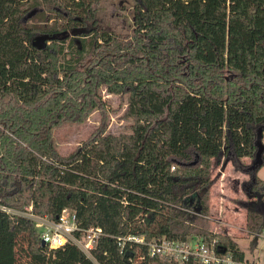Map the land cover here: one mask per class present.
I'll return each instance as SVG.
<instances>
[{"label":"trees","instance_id":"1","mask_svg":"<svg viewBox=\"0 0 264 264\" xmlns=\"http://www.w3.org/2000/svg\"><path fill=\"white\" fill-rule=\"evenodd\" d=\"M99 3L0 0V205L53 221L69 209L81 228L102 230L90 258L71 241L49 248L32 220L0 210V264H202L122 249L130 234L215 241L245 261L210 229L208 202L212 159L244 171L264 125V0H133L132 33L52 38L94 23ZM102 87L125 103L129 132H106ZM95 109L100 125L60 154L52 128ZM257 171L242 182L253 236L264 223Z\"/></svg>","mask_w":264,"mask_h":264},{"label":"rangeland","instance_id":"2","mask_svg":"<svg viewBox=\"0 0 264 264\" xmlns=\"http://www.w3.org/2000/svg\"><path fill=\"white\" fill-rule=\"evenodd\" d=\"M132 8L133 0H100L97 10V20L100 23L99 27L105 31H115L122 34L132 33ZM45 13L50 17L52 16L51 19L46 20L47 24L51 25L55 20L58 21V18L55 19L54 13L50 11H46ZM29 22L36 24L43 23V21L41 22L36 19ZM34 39L38 44L45 41V37L43 36L35 37ZM100 92L106 110L104 114L106 117L104 122L106 124V132L114 134L129 132L128 126L131 120L125 119L122 116L126 105L122 102L121 97L106 92L104 87L100 89ZM100 116V111L95 109L82 121H64L54 126L52 128V137L59 153L66 156L75 151L100 125ZM224 159L223 156L218 161L215 158L212 159V183L210 190L211 188L214 189L215 193L214 195H209V227L221 237H230L227 232H229L228 229H231L230 233L238 237L237 242L239 248L245 254V261L248 264H264V223L262 232L257 236L248 235L246 230L242 231V223L245 222L244 217L246 216L244 215H246L248 198L246 193L241 190V178H238V187L233 183L232 179L237 177L236 174L244 172L237 170L231 161H228L226 166L223 167ZM251 159L244 157L242 161L249 164ZM222 172H225L224 178H222ZM244 174L246 180H248L250 176L247 173ZM257 176L264 180V165L258 169ZM224 182L228 184H224ZM235 182L237 183V180ZM230 220L233 221V227H226L225 223ZM36 230L38 233L41 231V229ZM21 241L23 240L21 239Z\"/></svg>","mask_w":264,"mask_h":264},{"label":"built area","instance_id":"3","mask_svg":"<svg viewBox=\"0 0 264 264\" xmlns=\"http://www.w3.org/2000/svg\"><path fill=\"white\" fill-rule=\"evenodd\" d=\"M174 169V166L171 167ZM0 210L10 215H21L33 221L37 229H41L40 238L49 248L55 249L71 241L88 257L91 258L90 250L93 248L97 238L102 235L100 227L81 228L76 220V215L69 209H64L58 220H50L47 216L37 215L28 206L23 211H18L5 205H0ZM190 212V211H189ZM81 232L80 236L75 233ZM119 245L124 248L125 243L132 245L144 244L148 247L151 256H162L175 259L179 262H186L196 258L202 264H248L246 261L235 259L231 253H218L219 247L216 242L205 243L195 238L187 241H174L166 237L146 241L143 236L130 234L118 238Z\"/></svg>","mask_w":264,"mask_h":264},{"label":"water","instance_id":"4","mask_svg":"<svg viewBox=\"0 0 264 264\" xmlns=\"http://www.w3.org/2000/svg\"><path fill=\"white\" fill-rule=\"evenodd\" d=\"M34 13H35V10H32L30 13L27 14L25 19L31 17ZM81 32H84L83 28H80L78 30L64 31L62 33H59V34L53 36L52 38H61V37H66V36H70V35L74 36V35L81 34ZM263 131H264V125L257 127L255 140H254V145L256 147L254 157L251 160V162L249 163V165L247 166V168L244 171H242L244 173H247L250 177H251V174L253 172H255L257 169H259L264 163V157H263L264 144L262 142ZM228 161H231V160L228 157H226L223 161V167L226 166ZM231 163H232V161H231ZM42 244H44L43 241H42ZM224 251H225V249L221 250V252H224Z\"/></svg>","mask_w":264,"mask_h":264},{"label":"crops","instance_id":"5","mask_svg":"<svg viewBox=\"0 0 264 264\" xmlns=\"http://www.w3.org/2000/svg\"><path fill=\"white\" fill-rule=\"evenodd\" d=\"M223 177L222 178H224V176H225V172H222V174H221ZM236 176L237 177H235V178H233L232 179V181H233V183H235L236 185H237V187H238V185H239V182H238V178H241V180H242V182L243 181H245L246 180V177H245V174L244 173H238V174H236ZM240 176V177H239ZM220 178H221V176H220ZM237 180V183L235 182ZM224 184H228V183H226V182H224ZM225 186V185H224ZM241 188H242V183H241ZM213 190V191H212ZM242 190V189H241ZM210 195H214V193H215V190L214 189H212L211 188V190H210ZM212 202V201H211ZM244 216H246V215H244ZM245 218V217H244ZM233 221H229V222H226L225 223V226L227 227V226H229V227H233ZM230 230L231 229H228V231L229 232H227V234L230 236V238L232 239V240H234L236 243H237V245L239 246V244H238V242H237V240H238V237L237 236H235L233 233H230ZM246 229H245V222H243L242 223V231H245Z\"/></svg>","mask_w":264,"mask_h":264},{"label":"flooded vegetation","instance_id":"6","mask_svg":"<svg viewBox=\"0 0 264 264\" xmlns=\"http://www.w3.org/2000/svg\"><path fill=\"white\" fill-rule=\"evenodd\" d=\"M94 23L90 22V23H87L86 26L82 27L84 32H91L92 30H94L95 28H99L101 29L100 26V23L99 21L97 20V15H96V18L93 20ZM80 28H71V29H66L65 31H70V30H78ZM64 32V31H63ZM82 33V32H81ZM71 36V35H70Z\"/></svg>","mask_w":264,"mask_h":264}]
</instances>
